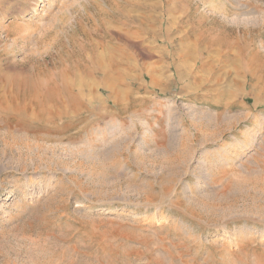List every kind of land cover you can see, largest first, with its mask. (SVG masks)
<instances>
[{"label":"rangeland","instance_id":"obj_1","mask_svg":"<svg viewBox=\"0 0 264 264\" xmlns=\"http://www.w3.org/2000/svg\"><path fill=\"white\" fill-rule=\"evenodd\" d=\"M0 264H264V0H0Z\"/></svg>","mask_w":264,"mask_h":264},{"label":"bare ground","instance_id":"obj_2","mask_svg":"<svg viewBox=\"0 0 264 264\" xmlns=\"http://www.w3.org/2000/svg\"><path fill=\"white\" fill-rule=\"evenodd\" d=\"M169 1V0H168ZM167 2V1H166ZM179 3V2H178ZM157 4V3H156ZM170 4V3H169ZM158 5V4H157ZM183 7V6H182ZM125 8V7H124ZM213 9V8H212ZM122 10V9H121ZM126 10V9H125ZM124 11V9L122 10V12ZM162 12V11H161ZM130 16V15H129ZM247 18V17H246ZM255 19V18H254ZM123 20V19H122ZM125 21V20H123ZM122 24V23H121ZM118 29V28H117ZM156 31V30H155ZM249 32V31H248ZM120 36V35H119ZM246 41V40H245Z\"/></svg>","mask_w":264,"mask_h":264}]
</instances>
